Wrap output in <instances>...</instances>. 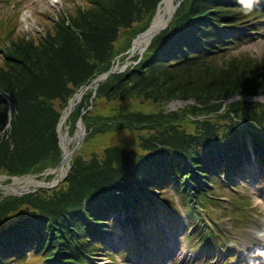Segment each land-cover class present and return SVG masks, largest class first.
I'll return each instance as SVG.
<instances>
[{
  "label": "trees",
  "instance_id": "obj_1",
  "mask_svg": "<svg viewBox=\"0 0 264 264\" xmlns=\"http://www.w3.org/2000/svg\"><path fill=\"white\" fill-rule=\"evenodd\" d=\"M160 1L85 0L55 20L45 12L44 36L34 38L17 30V16L0 14V91L10 97L0 94V175L60 161L57 124L79 91L69 134L79 118L91 129L54 193L0 200V264H96L112 251L106 235L155 226V211L183 212L197 240L213 242L205 217L222 203L215 188L251 155L264 165V104L239 99L222 110L227 97L264 95V53H232L251 37L264 0H181L139 62L99 83L82 116L92 98L85 88L128 57ZM190 98L193 106L164 112Z\"/></svg>",
  "mask_w": 264,
  "mask_h": 264
},
{
  "label": "rangeland",
  "instance_id": "obj_2",
  "mask_svg": "<svg viewBox=\"0 0 264 264\" xmlns=\"http://www.w3.org/2000/svg\"><path fill=\"white\" fill-rule=\"evenodd\" d=\"M86 4L85 0H0V14L2 16L5 14L17 16V30H21L28 38H34L36 35L44 36L45 30L42 25L49 19L45 16V12H50L52 20H55L58 17L57 14L64 12L66 7L73 9L76 6H85ZM255 23L258 25L250 32L251 37L232 47L234 55H238L243 50H247L253 57H261L264 53V12L256 19ZM144 52H132L130 50L127 52L128 57L124 61L119 62L117 57L110 69L115 68L116 71L113 74L123 73L129 65H136ZM134 56H138L137 61L133 60ZM94 81L95 79L89 87L85 88L86 91L90 90L92 92V98L89 100L90 104L96 97L98 88V86H95ZM0 94L7 102L10 101V97L5 92L0 91ZM239 99L264 104V95H233L224 99L222 110L225 105ZM194 104L195 101L192 98L187 100L173 99L166 104L164 112H175ZM90 110H92V104L82 111V116ZM79 119L81 120V118ZM78 120L75 123V128ZM8 127H5L7 131ZM68 129L69 126L65 124L63 131L68 133ZM83 132V139L78 146H76V141L70 143V150L74 147L77 148L69 160L67 173L62 179H59L60 181L58 179L55 181V175L49 174L50 171L56 169L60 161L56 165L41 168L39 173L26 174L20 177L0 175V200L7 196L25 197L40 191H51V193H54L55 189L70 174L73 157L80 150L84 139L90 134L91 129L88 131L84 126ZM58 135L59 132L57 133ZM100 137L111 139V134L108 136V134L104 133ZM112 140H114V136ZM60 143L58 138L57 144L61 149ZM247 144L248 148L251 149L250 138L247 139ZM96 146V142H93L91 145L87 144L86 148L94 150ZM27 177H32L34 181L36 180V182L41 184L24 187V190L28 191L22 196L15 195L21 192L5 193L2 191L4 188L11 187L14 184V179H25ZM214 194L220 197L219 199H221L222 203L211 208L213 215L208 218L205 217V219L206 221L208 219L210 223L209 231L215 236V242L207 241L202 243L197 240L198 236L194 234L193 229L187 227V215L183 212L180 211L181 213L179 212L174 218H171L169 216L163 217L159 211H155V227L153 226V221L148 220L144 228L146 231L143 230L139 235L132 234L129 230L134 227H129L127 228V233L116 230V235L106 237L107 249L114 247L113 244L117 245V247L121 244L122 249L118 250L114 247L115 249L108 252L105 256L96 258V264H153L154 261L152 259L148 263H146L145 259L141 260L142 257L150 253L149 250L145 249L146 246L152 251L150 256L151 254L163 255L166 253L165 250L171 249L173 258L170 264H247L249 262L250 264H259L261 258L264 257V165L256 162L248 166V168H244L242 172L237 171L230 174L227 184L221 188H215ZM237 200L239 201L237 202ZM233 205L238 209L237 212L231 209ZM235 215H243L246 219L235 220ZM211 225H214L213 228ZM15 227L17 226L15 225ZM148 229L150 230L148 231ZM127 239H134V241L129 244ZM167 241H169L171 247L166 243ZM140 253H143V255L141 256ZM30 262H33V260ZM261 264H264V262H261Z\"/></svg>",
  "mask_w": 264,
  "mask_h": 264
},
{
  "label": "bare ground",
  "instance_id": "obj_3",
  "mask_svg": "<svg viewBox=\"0 0 264 264\" xmlns=\"http://www.w3.org/2000/svg\"><path fill=\"white\" fill-rule=\"evenodd\" d=\"M178 1L179 0H161L158 3L155 15L153 16L149 27L143 33L139 34L135 38L133 44L131 45L132 52L145 51L146 48H148V46L150 45L151 40L156 35H158L161 31L166 29L165 25L169 24L168 23L169 19L171 21V19L173 18L176 12L174 7ZM81 97H82V93L81 91H79L78 93L74 95L73 98L70 99V101L68 102V105L63 110L60 120L57 124V131L59 132L58 138H59V141L61 142L60 145H61L62 157H61V160H60L61 162L58 168L49 172V174L52 173L53 175H55L56 177L55 181L57 179L58 180L62 179L68 171V163L70 160L69 158L72 153V151L69 150L70 143H72V141L78 142L79 139L83 137L82 125L80 123L77 124V127L75 128L72 135L69 134V129H68V133L63 131V127L65 124L67 125L68 119H70V116L73 110H75V108L81 102ZM251 156L254 157V155H251ZM21 179H14V184L11 187L4 188L2 191L5 193H9V192L19 193V192L26 191L24 190L25 189L24 187H27L30 185L36 186L38 184H41L39 182H36V180L34 181L32 177H27L25 179L21 178ZM21 184H23V186H21ZM111 217L114 218L117 216L113 214L111 215Z\"/></svg>",
  "mask_w": 264,
  "mask_h": 264
},
{
  "label": "water",
  "instance_id": "obj_4",
  "mask_svg": "<svg viewBox=\"0 0 264 264\" xmlns=\"http://www.w3.org/2000/svg\"><path fill=\"white\" fill-rule=\"evenodd\" d=\"M180 2H181V0H179L177 3H176V5H175V7H174V9L176 10L177 9V7H178V5L180 4ZM170 22V19H169V21H168V23ZM168 25V24H167ZM167 25H165V27H167ZM133 44V43H132ZM130 50H131V48H130ZM129 50V51H130ZM115 68H112V69H110L107 73H105V74H103V75H101V76H99L98 78H96L95 79V86H98V85H96V84H98L99 82H102V81H104L108 76H110L112 73H115ZM77 123H80L81 125H82V131H84V126H83V124H82V122H81V120L79 119L78 120V122ZM57 133H58V131H57ZM83 136H84V132H83ZM82 139H83V137L81 138V139H79V141L76 143V146H78L80 143H81V141H82ZM77 147H74V148H72L71 149V151H72V154H71V156H70V158L69 159H71V157H72V155H73V152H74V150L76 149ZM70 150V149H69ZM61 162V161H60ZM60 162L58 163V165H57V167L56 168H58V166L60 165ZM60 181V180H59ZM25 192H27V191H23V192H21L20 194H15L16 196H22L23 194H25Z\"/></svg>",
  "mask_w": 264,
  "mask_h": 264
}]
</instances>
